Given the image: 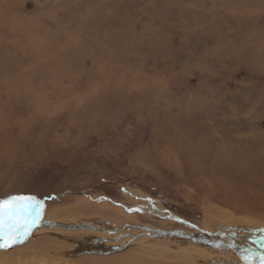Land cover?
Returning <instances> with one entry per match:
<instances>
[{"label":"rangeland","instance_id":"374dc122","mask_svg":"<svg viewBox=\"0 0 264 264\" xmlns=\"http://www.w3.org/2000/svg\"><path fill=\"white\" fill-rule=\"evenodd\" d=\"M21 196L0 234L78 226L100 255L264 260L243 239L264 244V0H0V200ZM81 203L127 222L53 214ZM17 254L0 264H49Z\"/></svg>","mask_w":264,"mask_h":264},{"label":"bare ground","instance_id":"6f19581e","mask_svg":"<svg viewBox=\"0 0 264 264\" xmlns=\"http://www.w3.org/2000/svg\"><path fill=\"white\" fill-rule=\"evenodd\" d=\"M211 163H212L211 167H213L215 171L217 170V174H212V177L219 176L220 169L223 171L229 172L227 167L223 165V161H221L220 159L215 160L214 162H211ZM231 176L233 177V175ZM235 181H236L235 185L239 186L241 182L237 180ZM232 182H234V180ZM250 183L252 184V182ZM92 213H98V214H102L105 216L115 217L119 219L121 223L127 222V220H123L121 216H119L116 212L112 211L109 206L106 207L103 205H94V204L90 205L88 203H81L80 206L71 208L68 212H62V213L55 212L53 214H55L54 216L62 215L65 218V216L67 217V216H75L79 214H92ZM205 220H206V225L210 229H217L216 224L211 218L206 217ZM246 229L248 228L246 227ZM237 232L238 234L243 233L241 230H238ZM29 233L30 232H26L18 228L10 229L8 231H3L2 232L3 235L0 234V238L3 239V242L5 244H11V246L10 247H0V251L18 252L17 254L18 257L15 258L14 260L12 259L13 262H16V263L24 262L26 260H29L30 258H33V260L38 259V261L40 259L41 262L43 263L54 264L52 260L48 261V259L43 260L41 258L42 256L41 254L47 252L50 255L51 253L55 255L57 254L58 256L65 255L66 258H68L67 261L70 260L72 264H78V263L90 264V263H95L96 260H98V262L100 261L101 264H106V263H114V264H239L235 261H227L225 259H220V258L219 259L218 258L208 259L206 258L204 254L199 253V252H194V251L182 254L181 260L171 261L170 259H166L163 261L162 259L152 257L148 253L146 254L144 252H141L138 249L137 251L135 247H132L130 245L123 248V250L119 253H116V255H110V253H104L103 255H100L98 253L93 252V248L90 247V244L91 245L92 244L107 245V244H105L102 240H100L98 236L95 235V232L80 231L78 230V227L76 226H70V228H65L64 232L58 233V234H55V233L46 234L47 232H44V234H38V233L29 234ZM13 237L16 238L15 243H12ZM240 237L242 239V236ZM243 239H246L249 242V244L256 249L258 248L262 249L264 247V244L263 245L261 244L260 246L259 244H251L250 242L252 240L251 237L249 238L245 237ZM229 246L228 248L232 252L233 246L232 247H229ZM24 248H27V249L24 250ZM133 249L134 251H132ZM34 251L38 254H35ZM243 256L245 255L234 252V258L238 260L241 264H255L252 261L245 259ZM43 257H45V255ZM115 260L116 262H114ZM261 261H264V260H261Z\"/></svg>","mask_w":264,"mask_h":264},{"label":"water","instance_id":"95a60500","mask_svg":"<svg viewBox=\"0 0 264 264\" xmlns=\"http://www.w3.org/2000/svg\"><path fill=\"white\" fill-rule=\"evenodd\" d=\"M76 227H78V226H76ZM81 229H83V230H99V228L98 229H96L95 227H93V226H90V225H86V224H84V225H81V226H79ZM91 227H93V228H91ZM65 228H70V226H65ZM130 228H137V227H130ZM72 229H74V228H72ZM138 230H146V231H149V229L148 228H140V227H138L137 228ZM152 234L153 235H155V236H159V237H167V236H175V237H179V238H184V239H187V240H191V241H194V242H197V243H199V244H202V245H204V246H208V247H212V248H216V247H218V246H221V245H219L218 244V242H214V241H209V240H205V239H202V238H194V237H190V236H188V235H186V234H183V233H181V232H161V231H153L152 232ZM257 242H259V241H257ZM251 244H258V243H253V242H251ZM262 244V242H259V246ZM262 251H264V247L262 248V250L261 251H258V252H262ZM245 259H247V260H250V261H252L253 263H255V264H264V261H261V260H255V259H252L249 255H245V256H243Z\"/></svg>","mask_w":264,"mask_h":264},{"label":"snow or ice","instance_id":"6c2138e0","mask_svg":"<svg viewBox=\"0 0 264 264\" xmlns=\"http://www.w3.org/2000/svg\"><path fill=\"white\" fill-rule=\"evenodd\" d=\"M33 198L32 197H9L5 200H0V211H6V209H4V205L5 204H10L12 207H15L17 206L18 204H22L26 201H30L32 200ZM16 242V238L13 237L12 239V243H15ZM11 244H5L3 242V239L0 238V247H10Z\"/></svg>","mask_w":264,"mask_h":264}]
</instances>
